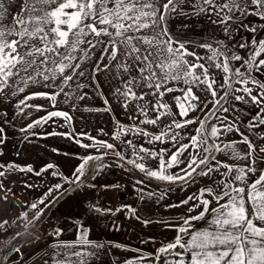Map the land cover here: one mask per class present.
<instances>
[{
    "label": "snow or ice",
    "instance_id": "snow-or-ice-1",
    "mask_svg": "<svg viewBox=\"0 0 264 264\" xmlns=\"http://www.w3.org/2000/svg\"><path fill=\"white\" fill-rule=\"evenodd\" d=\"M184 3L185 0H22L21 10L9 18L10 0H0V100L11 103L13 98L19 97L13 105V114L26 115L25 109L44 110L42 105L29 104L30 100L46 99L53 108L60 95L64 96L65 102L70 99L83 100L86 93L82 90L89 86L88 78L94 80L100 72L114 73L119 83L112 95L125 112L132 105L129 119L138 123L118 125L113 139L120 140L122 135L129 134L145 137L149 144L168 139L177 145L176 151L165 159V150L156 152L143 146L137 148L132 140L121 141L131 151L132 158L128 159L113 143L96 140L86 133H46V136L66 135L82 148L97 149L99 155L81 157V163L76 166L73 176H61L62 183L50 186L45 198L54 191H59L63 183L79 186L84 182L81 178L85 177L89 162L101 161L91 177L95 179L99 171L106 167L102 161L109 152L121 162L120 167H125L126 162L161 181L188 183L194 179V175L208 176L224 168L227 171L221 173L224 181L219 194L206 187L179 204L168 206L180 207L197 200L193 209L202 207V211L196 216L177 218V235L172 241L162 244L154 254L142 255L125 264H160L162 258L163 264H264V170L260 171L254 182L249 183L247 179L250 174L256 173V161H264V156L257 155L255 145L242 133V142L248 146L242 156L236 154L235 142L224 145L214 143L223 132L239 131L238 127L234 128L227 121L226 116L216 115L217 112L240 111L234 106H225L229 97L235 102L258 106L256 115L246 125L249 130L264 126V79L260 78L264 75V38L258 39L256 36L264 30V23L257 25L248 19L256 17L264 22V0H221L219 3L217 0H189L191 15L214 16L215 23L223 33V39L214 44L205 42L199 45L210 53L205 56L189 51L187 45L193 42L177 40L166 26L170 14L179 11L189 15L181 7ZM241 30L251 33L252 39L249 41L241 36L240 41H236L235 34ZM241 50L246 55H241ZM212 69L223 73L222 83L219 85L211 74ZM37 85L52 91L29 92L21 96L26 89ZM201 87L213 98V107L205 113L204 120L199 122L197 134L189 138L190 143L177 144L175 129L195 121L174 119L176 114L164 101V97L179 91L181 95L173 96L172 99L179 108L178 115L187 117L189 111H196L207 105V101L201 102L194 92V88ZM104 104L108 105L109 100L104 99ZM3 116L8 123L7 113ZM164 117L172 119L163 124L159 134H152L141 127L160 125ZM53 118H63L68 127H71L69 113L54 110L27 124L20 131L27 135ZM212 119L222 121L223 128L213 124L209 131L206 124ZM239 119L240 116L235 117V120ZM3 131L0 128V133ZM32 135L37 134L32 132ZM78 136L91 143H82ZM209 139L213 142L209 143ZM189 148L196 149V154L183 162L185 166L178 173L169 174L167 170L179 166L182 163L179 158ZM225 150L232 151L233 158L247 161L246 165L215 162V153ZM52 151L59 152L58 149ZM200 151L203 152L202 157L199 155ZM259 151L264 153V146ZM141 154L158 158L159 169H146L143 162L146 157ZM0 168L17 170L15 165H0ZM54 168L49 163L36 174L40 175ZM19 170L33 171L31 166ZM51 174L54 177L59 175L56 170ZM6 175V172L0 171V177ZM103 187L111 189L120 185ZM2 188L3 185L0 184V189ZM144 195L141 190L142 199ZM148 195L155 196V193ZM4 198L7 199L6 196ZM59 199L62 196L54 197L45 207L54 206ZM38 203L45 204V199L33 201L30 205L31 209L36 210L32 220L33 229L38 227L35 221L44 212L38 208ZM249 203L254 209L252 213L247 207ZM92 209L100 214L113 213L112 209L103 206H92ZM120 210L117 208L115 211ZM26 216V212L22 214V218ZM206 217H209L207 228H193V221L205 220ZM149 222L151 221H144L145 224ZM40 223L43 221L40 220ZM6 230L7 221L0 222V231ZM61 234L58 228L52 233L55 237ZM84 235L82 231L81 239ZM20 239L31 243L36 238L29 240V233L25 231L17 234V241ZM83 244L89 242L83 240ZM21 247L19 242L12 244L4 257L0 258V264H5L13 255L21 259V264H26ZM50 247L52 251L46 254L50 257L51 264H88L84 258L86 254L77 250L74 244L52 243ZM92 247L100 249L105 245L95 244ZM115 247L120 248L121 245L117 244ZM95 254L91 251L87 253L89 256Z\"/></svg>",
    "mask_w": 264,
    "mask_h": 264
},
{
    "label": "rangeland",
    "instance_id": "rangeland-1",
    "mask_svg": "<svg viewBox=\"0 0 264 264\" xmlns=\"http://www.w3.org/2000/svg\"><path fill=\"white\" fill-rule=\"evenodd\" d=\"M217 2L219 3L221 0H217ZM21 4L22 0H10L11 16L9 18L14 17L16 12L21 10ZM181 7L189 15L177 11V13L168 16L169 31L173 37L182 40L203 39L213 42L223 39V33L220 26L215 23L214 16L210 18L205 14L191 15L192 8L189 0H185ZM197 45L200 44L191 43L187 47L189 51H195L200 56L210 54L206 49L199 48ZM97 55H99L98 50ZM187 59L191 60L192 57H187ZM113 64H115V61ZM89 67L91 68V65ZM211 74L215 76L217 85L222 83V72L212 69ZM87 83L89 86L82 90L83 93H86L85 99H76L75 101L70 99L65 102L64 96L60 95L56 99L55 108L46 99H33L28 103L42 105L44 110L25 109L26 115L13 114V105L19 97L13 98L11 103L0 100V128L4 130L0 133V165L17 166L15 171L0 168V171L7 173L6 176L0 177V184L3 185V188L0 189V222L7 221V230L3 232L6 234L5 238H11L10 241L5 243L6 246L4 244L2 248V257L12 244L19 242L22 245L21 251L26 259V264H46V262L51 264V259L46 254L52 251L51 244L66 243L74 244L77 246V250L84 252L86 254L84 258L88 261V264H125L126 261L135 260L142 255L154 254L162 244L172 241L177 235L175 231L177 218L185 215L196 216L202 211V207L193 209V204H196L197 200L180 207H168L169 205L179 204L180 201L187 199L189 196L198 194L202 188L210 187L219 194L223 187L224 176L221 173L227 171L224 168H220L219 172L208 176L194 175V179L188 183L168 188L160 187L145 178L137 176L131 170H127L130 169L131 164L124 162L125 167H120L121 162L116 160L117 157L109 152L102 161L106 167L99 171L95 179L91 177L94 174L96 165L101 161L89 162L86 175L81 178L84 182L79 186L63 183L59 191H54L45 198L50 186L62 183L61 176H73L76 166L81 163V157L99 155L97 149L82 148L66 135L46 136V133H86L96 140L113 143L118 150L126 154L128 159L132 158L131 151L122 145L121 141L132 140L137 148L143 146L156 152L165 150V159H168L176 151L177 145H174L168 139H165L164 142L156 141L149 144L147 138L134 137L129 134L122 135L120 140H114L113 135L118 125L130 126L133 123H138L129 119V115L132 114V105H129L127 112H125L121 104L113 97L112 91L119 81L112 72H100L96 74L94 80L88 78ZM42 91H52V89L41 88L38 85L32 86L26 89V92L21 96L29 92ZM194 92L200 97L201 102L207 101V105L196 111H189L187 117L178 115L179 108L176 107V101L172 99L173 96L181 95L179 91L167 94L164 97V101L172 107L173 113L176 114L173 117L174 119L177 121L194 119L195 121L183 128L175 129L177 144L190 143L189 138L197 134L196 130L200 126L199 122L204 120L205 113L213 107L211 102L213 98L203 90V87L194 88ZM104 99L109 100L108 105L104 104ZM54 110L69 113L71 116L70 128L63 118H53L48 123L34 128L32 132L37 134L35 136L32 135V132L26 135L20 131L27 124ZM4 113H7L8 123L5 122ZM149 115L151 116L152 113H149ZM216 115L226 116L227 121L232 123L234 128H239V121L235 120L233 112H217ZM171 119L164 117L160 125H141V127L152 134H159L163 124ZM213 124L221 128L224 126L222 121L212 119L206 124L209 131L210 126ZM234 133H236L235 130L223 132L214 143L221 145L233 143V141H236V138L231 139ZM78 138L81 139L82 143H91L90 140L84 139L82 136H78ZM201 138H203V130ZM212 142L209 139V143ZM260 147L262 146H255L256 153L258 156H264V153L259 151ZM52 149H58L59 152H53ZM247 149L246 144L235 143L236 154L242 156ZM196 152V149L189 148L179 158L182 163L179 166H173L167 172L169 174L178 173L180 168L185 166L183 162L187 161ZM141 155L146 157L143 161L146 169H159L160 161L158 158L154 159L146 156V154ZM199 155L202 157L203 152L200 151ZM233 155L230 150L215 153V162L238 166L246 165L247 161L233 158ZM49 163H52L55 168L49 169L40 175L36 174ZM27 166H31L33 171L19 170V168H26ZM256 169V173L248 176L249 183L254 182L260 171L264 170V161L257 160ZM53 170H56L59 175L54 177L51 174ZM140 181L142 183H138ZM116 184H119L120 187L111 189L103 187L104 185ZM28 185H31V187H28ZM90 185H94V187H90ZM141 190L145 194L143 199L141 198ZM148 193H155V196H149ZM5 196L7 199L4 198ZM60 196H63L62 199L58 200L54 206L45 207L54 197ZM41 199H45V204L38 203V208L43 209L46 216L42 220V224L39 222L40 218L35 221L38 227L33 231L30 228L36 210L31 209L30 205L33 201L39 202ZM98 199L110 202L111 206L109 208L113 210V213H96L92 206L95 200ZM247 207L250 213L254 212L251 203ZM117 208L121 210L115 211ZM25 212L27 216L22 218V214ZM208 219L209 217H206L205 220L193 221V228L201 230L207 228ZM144 221L151 222L145 224ZM57 228L62 233L59 237L52 235L53 230ZM25 231L29 233V240L32 237L36 239L31 243L26 242L24 239L17 241V234ZM82 231L85 233L83 239H81ZM83 240H87L89 244H83ZM95 244H103L105 247L96 249L92 247ZM117 244L121 247H115ZM89 251L96 254L89 256L87 255ZM13 261H15V264H21V259L15 255L7 259L5 264H13ZM160 264H163V258Z\"/></svg>",
    "mask_w": 264,
    "mask_h": 264
},
{
    "label": "crops",
    "instance_id": "crops-1",
    "mask_svg": "<svg viewBox=\"0 0 264 264\" xmlns=\"http://www.w3.org/2000/svg\"><path fill=\"white\" fill-rule=\"evenodd\" d=\"M248 19L257 25L264 23V22H261L256 17H249ZM241 36L246 37L249 41L252 39L251 33L243 32L241 30L240 32L235 34L236 41H240ZM256 36L258 39L264 38V30H261L260 32H258L256 34ZM197 47H199V45H197ZM199 48H201V47H199ZM240 54L246 55V52L244 50H241ZM260 78L264 79V75H261ZM255 91H256V89H254V92ZM227 105L228 106L229 105L234 106L240 110L239 112L234 113V118L236 116H240V119L238 120L240 126H239V131H235L236 133H234V136H231V139L236 138V141H233V142H235L236 144L245 145V143L242 142V136H241V133H242L243 136H247L249 138V140L252 142L253 145L264 146V126H260V127L254 128L252 130H249L246 127L249 120L253 116L256 115V113L258 111V106L253 105V104H244V103H240V102H235L234 100H232L231 97H229V102ZM241 113H243V115H241ZM5 236H6L5 232L0 231V258H2L1 255H2V248L4 247V244L11 240L10 237L5 238ZM5 246H6V244H5Z\"/></svg>",
    "mask_w": 264,
    "mask_h": 264
},
{
    "label": "trees",
    "instance_id": "trees-1",
    "mask_svg": "<svg viewBox=\"0 0 264 264\" xmlns=\"http://www.w3.org/2000/svg\"><path fill=\"white\" fill-rule=\"evenodd\" d=\"M167 28H168V30H169V25H168V20H167ZM174 38H176V37H174ZM177 39V38H176ZM177 40H179V41H192L194 44H202V43H205V42H208V43H215V42H213V41H211V40H203V39H201V40H182V39H177ZM211 142V141H210ZM116 160H118V158H116ZM202 167V166H201ZM130 169H131V171L132 172H134L137 176H139V177H142V178H145L146 180H148L149 182H151V183H153V184H155V185H158V186H160V187H165V188H168V187H172V186H175V185H180V184H182V183H184V182H182V181H178V182H169V181H161V180H158V179H156V178H154V177H150V176H148V175H146V173H144V172H141V171H139V170H137V169H135L134 167H130ZM73 186H75V184L73 185ZM65 195V194H64ZM63 197V196H62ZM60 200V199H59ZM57 203V202H56ZM46 216V214H45V212L43 213V215L40 217V220H43L44 219V217ZM40 220H39V222H40ZM30 230H35V229H33V227H31L30 228Z\"/></svg>",
    "mask_w": 264,
    "mask_h": 264
},
{
    "label": "built area",
    "instance_id": "built-area-1",
    "mask_svg": "<svg viewBox=\"0 0 264 264\" xmlns=\"http://www.w3.org/2000/svg\"><path fill=\"white\" fill-rule=\"evenodd\" d=\"M93 206H103L104 208H109L111 206V203L98 199V200H95Z\"/></svg>",
    "mask_w": 264,
    "mask_h": 264
},
{
    "label": "water",
    "instance_id": "water-1",
    "mask_svg": "<svg viewBox=\"0 0 264 264\" xmlns=\"http://www.w3.org/2000/svg\"><path fill=\"white\" fill-rule=\"evenodd\" d=\"M4 257V256H3ZM6 263V262H5Z\"/></svg>",
    "mask_w": 264,
    "mask_h": 264
}]
</instances>
